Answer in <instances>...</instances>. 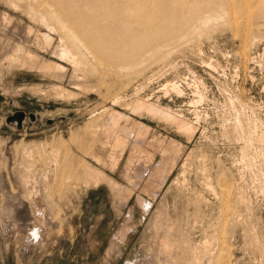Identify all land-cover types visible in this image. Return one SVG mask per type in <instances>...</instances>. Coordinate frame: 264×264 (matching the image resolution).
I'll return each instance as SVG.
<instances>
[{"label": "rangeland", "instance_id": "1", "mask_svg": "<svg viewBox=\"0 0 264 264\" xmlns=\"http://www.w3.org/2000/svg\"><path fill=\"white\" fill-rule=\"evenodd\" d=\"M112 1L96 23L137 65L79 48L59 0H0V264H264V0H150L122 26ZM69 35L86 73L55 54Z\"/></svg>", "mask_w": 264, "mask_h": 264}, {"label": "bare ground", "instance_id": "2", "mask_svg": "<svg viewBox=\"0 0 264 264\" xmlns=\"http://www.w3.org/2000/svg\"><path fill=\"white\" fill-rule=\"evenodd\" d=\"M65 1V2H64ZM64 1H60L59 0V2H61L60 4L63 6V8L65 7V9H63V10H59L61 13H63V12H65L63 15H65V19H70L71 20V22H73L72 24H71V26L73 27V29L74 28H76V31L77 32H79V33H77V36L74 34V33H70L71 32V30L69 31V33H70V35H73L74 37H73V39H75V36H76V38L77 39H75V41H77L78 39H79V41L80 42H78L77 41V46L79 47V48H81L78 44L79 43H82L81 45H87V47H85V46H83V47H85V49H87L88 48V46L91 48V49H95L96 51H97V53H99V51H100V56H103L104 58H106V59H100V60H106V62H107V60L108 61H116V60H123V61H125V62H127V64L129 63L130 64V62H132V63H134L133 61L134 60H138V55H140V54H138V55H131V56H125L124 57V51L122 52V49L123 48H125L124 46H121L119 43L118 44H114V43H112L111 42V38L110 39H108V37L106 36V35H109V36H111V32H112V30L114 29V28H112L111 27V25H110V28H109V26H105L106 24L104 23V22H106L108 19H106V21H105V19H104V21H102L103 23H104V25L103 26H105L104 27V29L106 28V27H108L109 28V30H111V28H112V30L111 31H109L108 30V28H106L107 30H104L102 27H99L97 24L99 23V22H101V20H99V22L97 21V23H96V20H98V19H101L102 17H107V15L108 14H110L111 15V10L109 11L108 9L109 8H107L106 6H107V4H108V2L110 1H112V0H109L108 2L107 1H104V3L106 4V2H107V4L105 5V7L107 8H103V9H101V7H100V2H98L99 0H95V4L96 5H94V3H91V5L95 8V10H91V9H93V8H91V6H89V4H87L88 3V1L87 2H85V6L84 5H80V3H75L74 1L75 0H64ZM76 1H78V0H76ZM83 1V0H82ZM92 1V0H91ZM90 1V2H91ZM94 1V0H93ZM92 1V2H93ZM120 2L122 1V0H119ZM118 0L117 1H115L114 3H117L116 4V6H114V7H117V5H118V2H119ZM124 1V0H123ZM122 1V2H123ZM126 1H128V0H125L124 1V3H127ZM180 1H182V0H180ZM180 1H176V0H174L173 2V4H176V2L178 3V5L179 4H181V3H179ZM203 1V0H202ZM12 2V1H11ZM79 2V1H78ZM89 2V3H90ZM99 4H98V3ZM131 4L129 3V5L128 6H125V7H122V6H118L117 8H118V10H117V12H116V17H115V14L113 15L114 16V19L116 18V21H115V23H117V20H118V22H119V25H121V22L122 23H126L127 24V21H128V16L130 17V19L132 18V16L133 17H135L136 16V14H138V15H146L147 13H148V11H151V10H148L149 8H148V6H150L149 5V3L150 4H152V2H150V0H131ZM182 2H184V1H182ZM206 2V1H205ZM209 2V1H208ZM62 3H64V4H62ZM83 3H84V1H83ZM112 3V5H113V1L111 2ZM124 3H121V4H124ZM171 4H172V2H170ZM212 3V2H211ZM46 4H47V2H46ZM78 4V5H77ZM99 6H98V5ZM102 4V3H101ZM186 4V3H185ZM185 4L183 3V5H182V7H181V9L183 8V6H185ZM218 4V3H217ZM109 6L108 7H112V5L109 3L108 4ZM111 5V6H110ZM126 5V4H125ZM163 5V4H162ZM189 5V4H188ZM188 5H186V6H188ZM207 5V4H206ZM211 5H213V3L211 4ZM49 6V5H48ZM57 6V5H56ZM102 6V5H101ZM124 6V5H123ZM171 6V5H170ZM170 6H169V8H167L168 6H166V9H167V11H168V9H169V11H170V13H171V8H170ZM175 6V5H174ZM181 6V5H180ZM200 6V5H199ZM217 6V5H216ZM34 7V6H33ZM33 7H30V9H29V14H30V16L33 18V20L34 19H36L38 16H39V20L41 21V22H43L44 24H48L49 23V21L47 20V17H48V15H44L45 13H43V15H42V13H37L35 10V8H33ZM59 7V6H58ZM96 7H98V9L99 10H97L96 9ZM100 7V8H99ZM189 7V6H188ZM49 8H50V6H49ZM57 8V7H56ZM62 8V7H61ZM91 8V9H90ZM154 8V7H153ZM156 8H158V7H156ZM156 8H154V9H156ZM160 8V7H159ZM180 7H178V10H179V12L180 11H182V10H180L179 9ZM185 8V7H184ZM183 8V9H184ZM220 8V7H219ZM112 9V8H111ZM114 9V8H113ZM112 9V10H113ZM186 9V8H185ZM177 10V9H176ZM178 10H177V12H178ZM187 10H188V8H187ZM186 10V11H187ZM215 10H216V8H215ZM36 13H35V12ZM43 11V10H42ZM58 11V13H59V15H60V12ZM92 11V12H91ZM95 11V12H94ZM157 11V10H156ZM167 11H165L166 13H167ZM173 11H175V10H173ZM172 11V12H173ZM212 11V10H211ZM220 11V10H219ZM223 11V10H222ZM258 11V10H257ZM155 12V11H154ZM185 12V11H184ZM183 12V13H184ZM204 12V11H203ZM234 12V11H233ZM56 14H57V12H55ZM54 13V14H55ZM151 13H153V11L151 12ZM150 13V14H151ZM161 13V12H160ZM163 13H164V11H163ZM169 13V12H168ZM167 13V14H168ZM169 13V14H170ZM187 12H185L184 14H186ZM112 14H113V11H112ZM132 14H135V16L134 15H132ZM166 14V15H167ZM172 15H173V13H171ZM180 14H182V13H180ZM183 14V15H184ZM188 14V13H187ZM186 14V15H187ZM219 14V13H218ZM53 15V14H52ZM52 15H50V16H52ZM132 15V16H131ZM177 15V14H176ZM183 15H182V18H183ZM47 16V17H46ZM54 16V15H53ZM56 16V15H55ZM61 16V15H60ZM112 16V15H111ZM149 16V15H148ZM152 16V15H151ZM168 16H170V15H168ZM210 16V15H209ZM226 16V15H225ZM255 16V15H254ZM58 17V16H57ZM105 17V18H106ZM110 17V16H109ZM146 17V16H145ZM154 17V16H153ZM170 17H172V16H170ZM176 17V16H175ZM190 17V16H189ZM188 17V18H189ZM59 18V17H58ZM111 18V17H110ZM127 18V21L125 22L124 20ZM177 18V17H176ZM191 18V17H190ZM189 18V19H190ZM195 18V17H194ZM208 18V17H207ZM210 18V17H209ZM208 18V19H209ZM219 18V17H218ZM60 19H61V17H60ZM63 19V18H62ZM61 19V20H62ZM65 19H63L64 20V22H65ZM112 19H113V17H112ZM112 19H110L111 20V22H113L114 21V19L112 20ZM141 19V18H140ZM201 19H203V18H201ZM205 20L204 21H206V18H204ZM213 19V18H212ZM59 20V19H58ZM60 20V21H61ZM70 20H68V21H70ZM86 20L88 21V23H89V25L87 24V22H86ZM124 22H123V21ZM166 20V19H165ZM178 20V19H177ZM191 20V19H190ZM192 20H194V19H192ZM198 20V19H197ZM196 20V21H197ZM200 20V19H199ZM214 20V19H213ZM218 20V19H217ZM46 21H48V23H46ZM56 21V20H55ZM67 21V20H66ZM121 21V22H120ZM209 21V20H208ZM216 21V20H215ZM64 22H62L63 24H64ZM108 23H110L109 21H107ZM156 22V21H155ZM166 22V21H165ZM164 22V23H165ZM169 22V21H168ZM171 22V21H170ZM174 22V21H173ZM180 27H179V29L177 28L176 30H178V31H176V34L178 33V32H181V31H185V29L187 28V27H189V26H191L190 24H189V26H187L188 25V19H187V17L186 18H183L182 19V21H181V19H180ZM200 22H203V21H200ZM199 22V23H200ZM207 22V21H206ZM206 22H204V23H206ZM61 23V22H60ZM87 24V26H86V24ZM93 23V24H92ZM102 23V24H103ZM107 23V24H108ZM114 23V24H115ZM136 23V22H135ZM189 23H192L191 21L189 22ZM55 24V23H54ZM166 24H168V26L170 25L169 23H166ZM49 25V24H48ZM67 25V27H68V23H66L65 25H62L61 24V26L60 27H65ZM109 25V24H108ZM116 25V24H115ZM128 25L130 26L131 24H129L128 23ZM127 25V26H128ZM141 25V24H140ZM139 25V26H140ZM159 25V24H158ZM172 25V24H171ZM198 25V24H197ZM199 25H203V24H199ZM206 25V24H205ZM47 26V25H46ZM50 26V25H49ZM48 26V27H49ZM99 28H98V27ZM102 26V25H101ZM122 26V25H121ZM126 26V25H125ZM124 25H123V27H125ZM131 26H133V25H131ZM144 26V25H143ZM163 26H164V24H163ZM200 26V27H201ZM70 27V26H69ZM117 27V26H116ZM178 27V26H177ZM126 29H127V27H125ZM159 28V27H158ZM167 28H169V27H167ZM192 28H194V26L192 27ZM61 29V28H60ZM63 29V28H62ZM71 29V28H70ZM72 29V30H73ZM100 29V30H99ZM169 29H171V28H169ZM173 29V28H172ZM189 29V28H188ZM68 30L69 29H66V31L68 32ZM118 30V29H117ZM194 30V29H193ZM195 30H197V27H196V29ZM54 31V30H53ZM65 31V30H64ZM74 31V30H73ZM116 31V30H115ZM125 31H127V30H125ZM140 31V30H139ZM135 32V31H134ZM153 32V31H152ZM167 32V31H166ZM192 32V31H191ZM195 32V31H194ZM201 32V31H200ZM66 33V32H65ZM64 33V34H65ZM139 33V32H138ZM154 33V32H153ZM152 33V34H153ZM162 33H163V31H162ZM169 33H172V35H173V32H170L169 31ZM182 33V32H181ZM190 33V32H189ZM188 33V35H190ZM106 34V35H105ZM69 35V36H70ZM182 35V34H181ZM61 36V35H60ZM64 37L66 36V34L65 35H63ZM62 36V37H63ZM157 36V35H156ZM168 36V35H167ZM174 36H175V34H174ZM184 36V35H183ZM122 37V36H121ZM126 37V36H125ZM170 37H171V34H170ZM45 39H47V37H44ZM61 38V37H60ZM69 38H71V36L69 37ZM82 38V39H81ZM174 38V37H173ZM113 39V38H112ZM116 38H114V40H115ZM131 39V38H130ZM149 39V38H148ZM172 39V38H171ZM146 40V39H145ZM168 40V39H167ZM174 40H176V39H174ZM46 41V40H45ZM145 42V41H144ZM163 42V41H162ZM172 42V41H171ZM116 43H117V40H116ZM64 44H65V46H64ZM63 44V48L62 47H60L61 49L59 50V48H58V50L59 51H57V53H55L58 57H60V58H62V59H65L67 62H70L71 64H73V66H74V68H76V70L78 69L79 71H81V72H84V73H86V71L84 70L85 68H84V63H86L85 61L83 62V60L84 59H86L85 57H84V55H83V57H84V59L82 60V58H80V54H79V52H81V51H79L80 49H77L79 52H77L76 50H75V47H76V45L74 44V40H72V38L71 39H67V41H65V43ZM126 44H128V43H126ZM168 44V43H167ZM124 45V44H123ZM140 45V44H139ZM155 45V44H154ZM126 46V45H125ZM135 46V45H134ZM133 46V47H134ZM148 46H149V44H148ZM162 46V45H161ZM169 46V45H168ZM77 47V48H78ZM147 47V46H146ZM154 47V46H153ZM163 47H164V45H163ZM173 47V46H172ZM89 48V49H90ZM88 49V50H89ZM90 49V50H91ZM126 49V48H125ZM161 49H164V48H162V47H160V51H161ZM74 50H75V52L76 53H78V55H79V57H78V55L74 52ZM83 50V49H82ZM94 50V51H95ZM121 50V51H120ZM124 50V49H123ZM155 49L153 48V50H152V52L154 51ZM92 51V50H91ZM95 51V52H96ZM145 51V50H144ZM121 52V53H120ZM136 52V51H135ZM134 53V52H133ZM155 53V52H154ZM161 53V52H160ZM82 54V53H81ZM90 54V53H89ZM121 54H123V55H121ZM127 54V53H126ZM145 54V53H144ZM158 54V53H157ZM98 55V54H97ZM151 55V54H150ZM93 57V56H92ZM99 57V56H98ZM149 57V56H148ZM147 57V58H148ZM101 58V57H100ZM152 58V57H151ZM141 61V60H140ZM143 61V60H142ZM88 62V61H87ZM137 62V61H136ZM121 63V62H120ZM87 64L88 63H86V66H87ZM110 64V63H109ZM134 64H136V63H134ZM133 64V65H134ZM141 64V63H140ZM137 65V64H136ZM138 65H139V63H138ZM143 65H144V63H143ZM90 66V65H89ZM126 66V65H125ZM135 66V65H134ZM124 67V66H123ZM50 68H52V70L54 71V72H62V71H64L65 69H64V67L63 66H61L59 63L58 64H53L52 65V67H50ZM87 68V67H86ZM132 68V67H131ZM88 69V68H87ZM92 69V68H91ZM90 69V70H91ZM82 70H84V71H82ZM89 70V71H90ZM124 70V69H123ZM127 70V69H126ZM133 71V70H132ZM74 72V71H73ZM137 72V71H136ZM122 73V72H121ZM131 73V72H130ZM89 74H90V72H89ZM77 85V84H76ZM172 89V91H175L177 94H179L180 93V90H178V87H176L175 85H173L172 84V87H171ZM118 99L119 98H114L113 99V103L115 104V103H117V101H118ZM136 102V101H135ZM135 105V108H136V110L138 109V110H140V111H142V110H144V111H146L149 115H153V116H159V115H162V116H164L165 118H167L169 121H172V122H179V123H181L180 125H181V127H182V129L184 130L183 132H188V133H190V134H188V133H186V134H188V135H190V136H192L191 134V132L193 131V128L191 127V125H186L184 122L185 121H183V123L181 122V120L180 121H178L177 119H176V116L175 115H173V113H171L169 110H167V109H160L158 106H156V105H151V104H146L145 102H143L142 100L141 101H139V100H137V103L136 104H134ZM129 107V106H128ZM134 108V107H133ZM133 108H131V109H133ZM130 109V108H129ZM105 111V110H104ZM143 112V111H142ZM116 115V113L113 111H111L110 112V114H109V116H110V120L112 121L111 123H114L115 121H116V119L117 118H119L120 116L118 115V113H117V116H115ZM125 116V115H124ZM124 119H126V120H128L127 119V117L126 118H124ZM180 119V118H179ZM118 122V121H117ZM117 124V123H116ZM98 126V125H97ZM108 126V125H107ZM111 126V125H110ZM110 126L109 127H105L104 128V131H111L110 129ZM87 127V126H86ZM94 128H96V127H94ZM93 128V129H94ZM90 129V128H89ZM109 129V130H108ZM140 129H143V128H140ZM178 129H180V128H178ZM182 129H181V132H182ZM91 131V130H90ZM97 131V130H96ZM94 132V131H93ZM194 132V131H193ZM75 133V132H74ZM96 133V132H95ZM110 133V132H109ZM140 134V133H139ZM184 134V133H183ZM94 135V134H93ZM96 135V134H95ZM94 135V136H95ZM112 136V135H111ZM116 136V135H115ZM117 137V136H116ZM188 137V136H187ZM114 139H115V137H114ZM120 139V138H119ZM123 141H124V139H122ZM121 140V141H122ZM117 141H118V139H117ZM116 140H114V147L115 148H120V149H124L125 148V146H123V144H122V142H117ZM126 141V140H125ZM63 143L64 142H61V145H63ZM126 144V143H125ZM60 145V144H59ZM59 145H58V147H59ZM61 145H60V147H61ZM58 147H56V149L58 148ZM59 147V149H57V154L59 153L58 151L59 150H61V148ZM133 154V153H132ZM57 157V155H55V158ZM60 157V156H59ZM178 157V156H177ZM176 159V158H175ZM55 160V164L58 162L57 161V159H54ZM94 160L97 162V163H99L100 162V160L98 159V158H94ZM112 161H113V163H114V165L112 166V169H115V167H116V165H117V163H118V160L116 159V158H112ZM177 161V159L176 160H174V163ZM86 163V162H85ZM173 163V162H172ZM172 164V166L170 167L171 169H169V171L170 170H172V167H174L173 165H175V164ZM169 164H171V162L169 163ZM84 165V164H83ZM87 165H91V164H87ZM85 166V165H84ZM60 167V166H59ZM88 168V173L87 174H89V176H88V178L90 177V179H91V181H95V184H94V186H98V184H101V183H104V184H107V185H110V186H112L111 188L112 189H116V183H114V182H112L109 178H107L106 177V175H105V173L103 172V171H101L99 168H96V167H93V165H91L90 167H87ZM86 169V168H85ZM81 170V169H80ZM82 171V170H81ZM86 171V172H87ZM184 173V172H183ZM167 174V173H166ZM169 174V173H168ZM167 174V175H168ZM90 182V181H89ZM88 182V183H89ZM90 186V185H89ZM92 186H93V184H92ZM96 186V187H97ZM119 189V188H118ZM167 238H168V236H167ZM164 246H167L166 245V243L164 244ZM172 248V247H171ZM168 249V248H167Z\"/></svg>", "mask_w": 264, "mask_h": 264}, {"label": "water", "instance_id": "3", "mask_svg": "<svg viewBox=\"0 0 264 264\" xmlns=\"http://www.w3.org/2000/svg\"><path fill=\"white\" fill-rule=\"evenodd\" d=\"M16 119L19 121V120L21 119V116L18 115V116L16 117Z\"/></svg>", "mask_w": 264, "mask_h": 264}]
</instances>
